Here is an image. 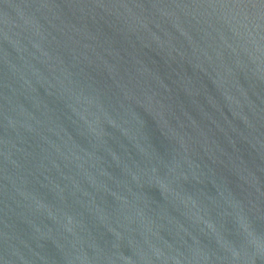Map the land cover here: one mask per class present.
<instances>
[{"label":"water","instance_id":"95a60500","mask_svg":"<svg viewBox=\"0 0 264 264\" xmlns=\"http://www.w3.org/2000/svg\"><path fill=\"white\" fill-rule=\"evenodd\" d=\"M0 264H264V0H0Z\"/></svg>","mask_w":264,"mask_h":264}]
</instances>
